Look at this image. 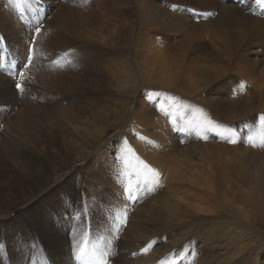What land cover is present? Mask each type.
Returning <instances> with one entry per match:
<instances>
[{
  "label": "bare ground",
  "instance_id": "bare-ground-1",
  "mask_svg": "<svg viewBox=\"0 0 264 264\" xmlns=\"http://www.w3.org/2000/svg\"><path fill=\"white\" fill-rule=\"evenodd\" d=\"M131 1L99 3L98 11L103 14L97 16L91 5L85 9L67 8L69 15L61 9L56 14V23L64 30L52 32L45 52L50 59H63L74 71L65 70L57 77L54 74L46 76L49 74L46 70L37 69L41 72L37 82L27 85L25 98L20 99V94L15 97L9 90L8 86L13 84L4 73L10 75L8 66L14 61L19 63L20 50H26L30 30L8 11L9 0H0V26L13 39L11 59H4L0 66V232L7 230L0 233V264L77 263L70 258L72 239L67 240L71 222L41 217L42 209L50 212L55 208L53 202L58 195L74 191L73 174L86 178V189L91 197L86 206L93 214L92 223L85 221L83 225L93 228L92 241H96L99 249L109 252V257L116 253L115 239L119 236L121 245L118 248L123 249L122 243L128 240L130 244H136L132 253L127 251L129 257L144 253L140 258L145 260H142L143 264H164L161 257L166 251L185 235L202 229L204 243L202 249L197 250L203 256L199 264H242L256 250L257 264L263 237L256 231L259 228L264 231V151L212 145L182 148L176 142L185 137V130L181 134H172L162 123L163 119L150 108L153 105L142 101L140 95L143 88L149 87L163 90L161 92L168 98L174 93L179 94L181 100L194 101L199 97L196 94L202 93L211 82L223 80L225 97L218 96L217 88L213 92L215 96L207 100L208 106L196 107L205 117L219 115L226 121V127L239 135L235 140L246 138V135L241 136L240 127L247 126L250 121L255 123L259 133H263L264 121L260 118L264 116V7L257 6L255 0H218L214 5V11L219 12L217 17L213 20L208 16L209 19L196 24L194 16L197 13L193 10L186 7L185 13H171L165 3L198 5L208 13L207 9L212 6L210 2L214 0H158L159 5L156 0H133L135 11L127 19L120 14L131 6ZM38 11L37 16L31 5L22 9L21 17L29 28L35 29L37 21H43V12L40 8ZM207 37L208 47L205 45ZM114 54L117 58L110 62V56ZM132 75L146 83L135 92H132L133 86L127 84ZM56 91H60L57 94L67 100V104L56 102ZM230 91L234 98H229ZM199 102L205 103L202 96ZM161 105L159 102L156 108ZM129 124L139 125L144 137L153 139L152 144L137 142V146L142 157L164 173L160 184L165 187L162 189L165 198L160 204L168 209V216L161 207H157L158 218L151 214L155 208L152 199L137 200L138 196L146 197L152 193L146 191L141 181L135 206H141L148 214L142 218L133 214L128 230L122 234V228L119 233L115 231L118 221L104 222L99 216L105 204H97L94 198L100 202L98 197L104 199L101 198L104 192L105 199L112 201L111 193L120 192L115 184L118 162L110 157L107 146L120 132L131 139L137 137L131 131H124ZM110 131L114 133L111 136ZM228 137L233 138L232 135ZM251 137L257 140V134L252 133ZM245 153L258 161L250 163L249 155ZM109 171L111 177H108ZM122 196L114 198L110 205L107 203L106 208L115 214L124 213L129 205ZM41 205L45 207L40 208ZM69 205L67 211L75 210L80 215L81 211L86 212L85 205L79 208L72 203ZM51 212L56 216L62 214ZM12 214L26 228L25 234H20V241L16 239L13 227L5 223ZM135 228L144 237H140ZM171 228H182L177 233L178 241L169 239L162 249L158 247L160 238L147 241L150 234L156 236ZM99 237L100 240L103 238L100 242ZM26 242L29 247L25 260L21 252L27 247L21 248V245ZM138 244H141L139 250ZM149 244L147 253L151 251V254L142 252L141 249ZM136 260L133 264L140 262ZM196 261L198 258L190 255L181 263L197 264Z\"/></svg>",
  "mask_w": 264,
  "mask_h": 264
},
{
  "label": "rangeland",
  "instance_id": "rangeland-1",
  "mask_svg": "<svg viewBox=\"0 0 264 264\" xmlns=\"http://www.w3.org/2000/svg\"><path fill=\"white\" fill-rule=\"evenodd\" d=\"M45 1V2H44ZM106 0H37V1H33L31 3L23 7H20V9L17 11L14 7H13V4H12V0H9V7H8V11H10L13 16L17 19V21L19 23H23L28 29V31H32L30 33V38H29V42H28V45L29 44H32L34 49H35V54H34V60H33V63L31 64V66H29L28 68H21L20 70L21 71H25L24 72V85H25V88L28 86H30L29 84L30 83H36V78H37V75L40 72V70L43 69V71H47L49 74H47L46 72V76H49L50 74H54L55 76L57 75V77H61L59 75L60 72H64L65 70H69V73L73 72L74 69H71L72 68V65L69 66L68 64H66V62L63 60V59H59L56 58V57H52L51 60L49 57L46 56V52H45V49L47 48V43H48V39L50 40L51 39V34L52 32L54 31H63L64 28L62 25L60 24H57L56 23V14L58 15L60 12H61V9L63 12L66 13V15H69L71 14L68 10V9H73V8H81V9H85V8H88L90 5L91 7L95 8V15H102L103 14V11L99 12L98 11V5L100 4H103L105 3ZM165 1V0H163ZM162 1V2H163ZM185 2H189V0H183ZM218 0H214L213 2H210V4L212 6H210L207 10H208V13L209 12H214L211 17L212 19L214 20V17H217V15L219 14V12L217 11H214V5L215 4H218L217 3ZM219 1H223V0H219ZM42 2V5L40 4ZM50 2V3H49ZM159 2L158 0H156V3L159 5ZM49 3V4H48ZM100 3V4H99ZM108 3V2H107ZM131 6H128L126 9L127 10H124L120 15L126 17L127 19H130L131 18V15L133 13V11H135V8L133 5L134 4V1L132 0L131 1ZM59 4V5H58ZM162 4V3H161ZM166 8L168 10H171V13H177L179 11L185 13L186 11V7H187V10H190L192 12H195L197 14H195L196 16H194L195 20L194 22L196 24H199L200 22L204 21L205 19H209L208 15H207V11L203 10L202 8L195 6H191V5H188L186 3H183V4H180V3H176V4H172V3H169V2H166ZM30 5L34 8L35 11H38V9L41 7H46L44 8L42 11H43V21L41 23L38 24V27H40V32L39 34L36 33L35 29L33 28H29L30 26L27 25L25 23V21L22 19L21 17V12H22V9L23 8H26V7H30ZM36 5V7H35ZM51 6V7H50ZM73 7V8H72ZM198 7V8H197ZM56 8V9H55ZM59 11H58V10ZM111 9H113V7H111ZM202 9V11H201ZM185 10V11H184ZM198 10V12H197ZM200 10V11H199ZM41 11V12H42ZM49 11V12H48ZM132 11V12H131ZM174 11V12H173ZM58 12V13H56ZM20 14V16H19ZM199 14V15H198ZM90 15H88L89 17ZM205 16H207L205 18ZM60 17V16H59ZM196 17H199L198 19H196ZM45 20V21H44ZM198 21V22H197ZM42 26V27H41ZM51 31V32H50ZM5 29H3L1 26H0V37H3L5 39V43H0V56H3L5 60L8 59L9 61V58H10V54L12 53V49H13V46H12V42H13V39L11 38V35L10 33L6 32ZM10 35V36H9ZM47 35V36H46ZM6 36V37H5ZM43 37V38H42ZM61 39V38H60ZM31 40V41H30ZM45 42V43H44ZM47 42V43H46ZM208 37L206 39V47L209 46V43H208ZM42 43V44H41ZM27 45V47H28ZM35 45V46H34ZM41 45V46H40ZM26 47V48H27ZM24 49V50H23ZM5 50V51H4ZM25 48H21L20 50V53L21 55L19 54V57H20V61L18 62H21V61H24L26 62L25 60ZM38 51V52H37ZM24 53V54H23ZM39 53V55H38ZM45 54V55H44ZM24 55V56H23ZM36 55V56H35ZM123 55V54H122ZM39 56V57H38ZM44 59H42V57ZM63 58L64 55H62ZM39 58V59H38ZM117 57L114 55L110 56V62L114 61ZM120 58V57H119ZM118 58V59H119ZM11 59V58H10ZM113 59V60H112ZM40 60V61H39ZM36 62V63H35ZM58 63V64H57ZM50 64V65H49ZM108 64V63H107ZM47 65V66H46ZM58 65V66H57ZM34 68H33V67ZM65 66V67H64ZM46 67V68H45ZM31 68V69H30ZM56 68V69H55ZM34 69V70H33ZM37 69H40V70H37ZM52 71H50V70ZM59 69V70H58ZM49 70V71H48ZM32 71V74H30ZM34 71V72H33ZM57 73V74H56ZM4 75L7 76V79L11 78L9 81V83H12L13 85H10L8 86L9 90L10 91H13L14 90V82L16 80H19L20 77L19 75L17 74L18 78H13L11 77L8 73H4ZM27 76V77H25ZM32 78V79H31ZM16 79V80H15ZM14 80V81H13ZM28 82V84H27ZM124 82H125V79H124ZM127 84H131L132 86V92L135 90H137L138 87H142L143 85H145L146 83L142 82V79L141 78H138L136 77L135 75H132L131 78H129V81ZM159 86V85H158ZM224 86V83H223V80H220V81H217V82H211L205 89L202 93L200 94H196L199 95L198 99H194V101H191V100H188V99H183L182 100L180 99L179 97V94L176 95L174 93H168L170 94V97H165L163 95V90H159V89H152L149 87H146V88H143L142 89V94L140 95L141 96V100L144 101L145 100V103H147L148 105H153L151 106L150 108L154 111H156V114L163 119V124L168 127L167 129H169L172 134L176 135L178 133H182L183 130H185L186 134H185V137L183 138H178V142H176L178 145H180L182 148H192L193 146H196V145H200V146H204V145H207V146H219V147H222V148H226L227 146L228 147H245V148H250L254 151H264V147H252L249 143H248V140L249 138L252 139L251 135L252 133L253 134H257V137L256 139L257 140H253V142H255L256 144H259L260 142V139L262 136H264V132L263 133H259V131H257L256 127L253 125L255 123L253 122H249L247 126H242L240 127L242 129V135H246L245 137V141L240 139V138H236V143L233 144V143H228L227 141L229 139H234L236 136H239L238 134H236L234 131H231L230 129H228V127H226V121H224L219 115L215 114L214 117H205L203 112L196 106H199V105H203L205 106H208V102L207 100L212 97V96H215L213 95V92L216 91V89L218 88V96H224V89H222V87ZM161 87V86H159ZM57 90V89H56ZM54 91V90H52ZM60 91H56L54 92L56 95L55 97V100L56 102H59L60 104L63 103L64 105L67 104V100H64V98L62 96H60V94H57L59 93ZM159 93L161 95L159 96H155L153 97V101L152 100H149L147 98V93ZM47 93V92H45ZM111 94H113L114 92H111ZM128 93H131V91L129 90ZM21 98H25V92L23 94L21 93H15V97L18 95ZM233 93L230 91V94H229V98H234V94L232 95ZM23 95V96H22ZM59 96V98H58ZM176 96V97H174ZM200 96H202L204 98V101L205 103L202 104L199 102L200 100ZM106 97V96H104ZM225 97V96H224ZM168 98V99H166ZM195 98V97H194ZM59 100V101H58ZM197 100V101H195ZM190 101V102H189ZM21 100H19L18 103H20ZM158 102V103H157ZM159 102L162 103V105L159 107V109L156 108V106L159 105ZM150 103V104H149ZM168 103H170V105H168ZM180 103V104H179ZM161 109H164L165 111H161ZM165 112H167L168 114L166 115ZM192 113V114H191ZM195 113V114H194ZM257 114V113H256ZM174 116L176 118V120H179L177 121V127L175 128V130L173 129V125L170 124V121H169V116ZM179 115V116H178ZM183 115V116H182ZM258 115V114H257ZM255 115V120L258 118V116ZM178 117V118H177ZM190 117V118H189ZM189 119V120H188ZM184 120V121H183ZM206 120H211L215 126V130L214 131H208L207 128L204 129L203 131V136H206L207 139H202L200 138L199 136L196 135V131L202 126L204 125V123L206 122ZM258 120V119H257ZM256 120V121H257ZM166 121V122H165ZM182 121V122H181ZM187 121V122H186ZM159 122V121H158ZM198 122V123H197ZM181 123V124H180ZM191 123V124H190ZM123 125V123H122ZM158 125V123H157ZM252 125V126H251ZM132 126V127H131ZM136 128H135V127ZM181 126V127H180ZM246 127V128H245ZM264 127V126H263ZM135 131H133L134 129ZM141 127L139 125H128V128L127 130L124 129V131H131L132 133L136 134L137 137H134V138H130V137H127V135L125 134H122L120 132L119 135L117 136H121V137H115V140L111 142V144L109 146H107L110 151V157H113L117 162V166H116V186L117 188L119 189L120 192H118L117 190V193H119L120 195H118L117 193H115L113 191V195H111L112 198V201L114 198L116 197H119L121 198L122 194H123V199L128 203L129 207L126 209V211L124 213H113L110 209L106 208V204L108 203L110 205V203L112 201H108V199H105L106 196L104 194V192L101 193V198L104 197V199H100V196L98 197V199L100 200V202L94 198V200H96V202H98L97 204H102L104 205V210H103V213H101V211L99 212V216L104 219V222L106 221H117L116 220V216L119 215L121 219H126V224L122 227V234L124 233L125 230H128V227L130 226V222H131V216H133V214L135 215H138V217L142 218L143 216L147 215L148 212H143V210L140 208L141 206H132L131 204V198H129L128 196V193L125 191L126 188H132V197H135V198H132V199H136V194L139 193V191L141 190V186H140V182L143 181V177L142 176H137L136 175V162H135V159L133 157H131L130 155L129 156H125L124 155V150H125V145H124V141L127 140L129 141L128 144L129 146L134 150L136 156H138L141 160L145 161V163H147L150 167H153L154 169H156L159 173H161V170L160 169H157L155 166H153L151 163L149 164L147 162V160L144 159V157H142L140 151H139V147L137 146V142H140V143H143V144H152L153 143V139L151 140H148L146 139V137H144V133L141 131L140 129ZM196 128V129H195ZM133 129V130H132ZM192 130V131H191ZM244 130V131H243ZM2 131L1 127H0V132ZM122 131V130H121ZM137 131V132H136ZM249 132V133H248ZM114 133H111V131L109 132V136L113 135ZM143 135V136H142ZM229 135H232L233 138H230L228 137ZM140 137H144V139H140ZM129 138V139H127ZM136 142H134V141ZM152 141V142H151ZM258 141V143H257ZM215 144V145H214ZM233 144V145H231ZM123 145V146H122ZM113 148V149H112ZM115 148V149H114ZM116 150V151H114ZM138 150V151H137ZM114 152V153H113ZM247 156L249 155V153H245ZM123 155V156H122ZM129 158V159H128ZM143 158V159H142ZM134 159V160H133ZM128 160V161H127ZM249 160H250V163H255L258 161V159H256L257 161L253 160L251 158V156L249 155ZM129 162V163H126ZM259 161H261L259 159ZM131 163V164H130ZM133 163V164H132ZM259 164V163H258ZM260 165V164H259ZM135 168H134V167ZM79 168V167H78ZM135 169V170H134ZM255 170V169H254ZM134 173V174H133ZM130 174V175H129ZM164 173H161L160 174V177L161 175H163ZM112 173L111 171H109L108 173V177H111ZM129 175V176H128ZM136 176V177H135ZM73 177H74V183H73V186L72 188H74V191L73 189L71 190L70 193H62L60 195H58L53 204L55 206V208L53 209H50L51 207L47 208V209H50V212H47L46 210H43L42 209V212L41 213V217H43L44 219H50V220H53L54 218L56 219H64L69 222H71V228L70 230L67 232L68 234V237H67V240L69 242V238H70V243H69V249L71 251V248H72V241L74 239V243H79V241L83 238V236H85V234L88 236L89 240L92 242V243H95L92 241V232H93V228L91 229H88L86 228V226L83 225V223L85 221H89L92 223V217H93V214L89 212L86 204H87V201H89L91 199L90 195H89V192L87 191L86 189V184H85V179L86 178H82L80 174H73ZM101 176H97V178H100ZM164 178H167V175L166 177L163 176ZM138 179V180H137ZM141 179V180H140ZM242 179V178H241ZM84 182H83V181ZM96 180V179H95ZM133 182L128 184L129 182ZM138 181H139V184H138ZM25 183V180L23 181ZM27 185H30V183H25ZM128 184V185H127ZM164 184V182H163ZM98 187V186H97ZM139 187V188H138ZM57 187L54 188V190L56 189ZM102 188V187H101ZM163 188L165 187H162V185L160 184L159 187H157L152 193L151 195L147 194L146 197H142V196H138L137 197V200H139L140 202H144L145 199H152V202L155 204V208L152 210L153 212H151V214L154 215L155 218H158L159 217V212L157 210V207H161L162 208V212H166V217L168 216V209L165 210L164 208V205L162 206V203L160 204V200L161 202L163 201V199L165 197H163L162 193H164V191L162 190ZM137 189V190H136ZM109 192V191H108ZM111 192V191H110ZM86 193V194H85ZM66 194H69V195H66ZM72 194V195H70ZM107 194V193H106ZM70 196H74V199L72 197V199L70 198ZM76 196V197H75ZM109 196V195H107ZM127 196V197H126ZM149 196V197H148ZM30 198V196L28 197V199ZM69 198L71 200H73V202L71 200H69ZM93 198V197H92ZM144 198V199H143ZM26 199V200H28ZM123 200V201H124ZM107 201V202H105ZM136 202V200H134ZM137 201V202H139ZM23 203V201H22ZM73 204V206L75 208H79L81 206H84L86 207V212L84 211H81V215L80 214H76L75 213V210L72 212V211H67L68 208L70 207L69 204ZM45 206L41 205L40 208H44ZM51 211H55V212H62V214H60V216H57L54 215V213H52ZM72 212V213H71ZM128 212V213H127ZM66 213V214H64ZM90 213V214H89ZM198 216H203L202 213H197ZM49 216V217H48ZM16 215L15 214H12V215H9L7 220H5V223H8V225L10 227H13V230L16 232V235H17V238L19 241L21 240L20 238V234L24 233L25 234V231H26V228H25V225L24 223H21L22 221L19 219V218H15ZM36 217H39V214H36ZM46 217V218H45ZM160 217L162 218V215H160ZM165 217V218H166ZM115 218V219H114ZM63 220V221H64ZM129 221V222H128ZM4 222V221H2ZM82 223V225H81ZM135 225H133L134 227ZM182 228H171L169 229L168 231L166 230L164 233L162 234H159V235H156V236H152L151 234L148 236V237H151L149 238V240L147 241H150L152 242L153 239L154 240H158V238H160V245L158 247L161 246V249L166 246L168 240L172 239L171 241H174V238L176 239L174 242L178 241V236H177V233L181 230ZM24 230V231H23ZM138 235L140 237H144V236H141V234L139 233V230L137 228L134 229ZM202 229H199L197 231H194L193 233L191 232L190 234H187L185 235V237L180 240L179 242L176 243V245L174 247H172V249H169L170 251H166L164 256L161 257V260L164 264H182L181 262L183 260H188L189 256L190 255H194L195 256V259L198 258V262L197 264H199L200 260L202 259V256L203 254L201 255L200 252L197 250V249H202L201 247L203 246V243H204V239H203V234L201 232ZM7 231L6 229H1V232H5ZM71 231V232H70ZM81 233H80V232ZM73 232V234H72ZM256 233L258 235H261L263 237V241L261 242V244L263 245L262 249L259 250L260 251V254H259V259L257 260V264H261L263 259H264V231L259 228ZM164 234V235H163ZM175 234V235H174ZM254 234V233H253ZM173 236V237H172ZM176 236V237H175ZM73 237V238H72ZM81 237V238H80ZM76 240V242H75ZM103 240V238L101 239ZM100 240V237L98 238V242L101 241ZM119 240H120V237L118 236L115 241V254H112L114 256H108V260L111 262H109L110 264H125V263H135V258L137 259L136 262L140 264H143L142 263V260L145 261L144 259H140L142 257H144V253H142L140 256H137V255H133L134 258H131L129 257V255L127 254V251L132 253L135 249V245L136 244H130V240H128L129 242H126L128 245H125V243H122V248H118L121 244H119ZM191 241V242H190ZM23 242V241H22ZM185 243V244H184ZM249 244V243H247ZM246 244V245H247ZM260 244V246H261ZM23 245V246H22ZM21 245V248L23 247H27V249L25 251H22V255L23 256V259L26 260V251H28V247H29V244L26 242L23 243ZM71 245V247H70ZM133 245V246H132ZM138 246H141V244H138L137 245V249L139 250L140 248ZM178 246V247H177ZM124 247H126L127 249H125ZM132 248V249H131ZM182 248V249H181ZM155 249V248H154ZM176 249V250H175ZM188 249V250H187ZM191 249V250H190ZM193 249V250H192ZM126 250V251H125ZM153 250V249H152ZM167 250V249H166ZM186 253H185V252ZM195 251V252H194ZM151 252V251H150ZM150 252H146L147 254H151ZM199 252V253H198ZM256 252H258L257 250L255 251L254 255H251L250 258L247 260L245 259L243 261L242 264H255V261L256 259ZM194 253V254H193ZM172 255V256H171ZM186 255V256H185ZM169 256V257H168ZM175 256V257H174ZM138 257V258H137ZM172 257V258H170ZM179 257V258H177ZM183 257V258H182ZM177 258V259H175ZM185 258V259H184ZM131 261V262H124V261ZM167 259H170L167 260ZM180 259V260H179ZM182 259V261H181ZM24 260V261H25ZM177 262H176V261ZM253 260V261H252ZM261 261V262H260ZM167 262V263H166ZM170 262V263H169ZM176 262V263H175ZM193 262V261H192ZM190 263V264H193V263ZM138 263V264H139ZM77 264V263H76ZM263 264V263H262Z\"/></svg>",
  "mask_w": 264,
  "mask_h": 264
},
{
  "label": "snow or ice",
  "instance_id": "snow-or-ice-1",
  "mask_svg": "<svg viewBox=\"0 0 264 264\" xmlns=\"http://www.w3.org/2000/svg\"><path fill=\"white\" fill-rule=\"evenodd\" d=\"M32 0H12L13 7L18 11L20 7H23L25 5H28L31 3ZM255 3L259 7H264V0H255ZM37 16L39 15V11H37ZM209 17L214 15L212 12L207 13ZM39 24V21H37ZM36 33L39 34L40 27H36L35 29ZM0 43H5V39L3 37H0ZM34 54L35 49L32 44H29L26 48V54H25V60L21 61L19 63L13 62L11 65L8 66V71L10 73L11 77H16L18 74L20 79L16 80L14 82V90L13 95L15 93H21L23 94L25 92V85H24V72L21 71V68H28L31 66L34 60ZM4 60L3 56H0V66H2V62ZM241 91H243L244 86L241 85ZM159 96V93H147V98L149 100H152L153 97ZM161 111H165L164 109H161ZM167 115L168 113L165 112ZM261 121H264V116H261ZM169 121L173 125V129L177 127V120L174 116H169ZM207 128L208 131H214L215 126L211 120H206L204 125H202L197 131L196 135L199 136L202 139H207L206 136H203L202 133L204 129ZM140 139H144V137H140ZM228 143L235 144L237 141L235 139H229L227 141ZM248 143L252 147H264V136L261 137L259 144H256L252 141L251 138H249ZM125 145V156H131L135 159L136 162V175L143 177V184L148 193L153 192L157 187L160 186V173L150 167L147 163H145L143 160H141L138 156H136L134 150L129 146L128 141H124ZM126 163H129L126 161ZM139 184V181H138ZM125 191L128 193L129 198H135L132 197V188H126ZM116 220L118 221L115 225V231L117 233L120 232V229L126 224V219H121L119 215L116 216ZM109 246L111 245V240L108 241ZM151 245L149 244L148 247H144L141 249L142 252H147ZM110 255L109 252L103 251L97 247L95 243H92L88 236L85 234V236L79 241V243H73L71 248V256L70 258H74V260L77 262V264H109L108 256Z\"/></svg>",
  "mask_w": 264,
  "mask_h": 264
}]
</instances>
